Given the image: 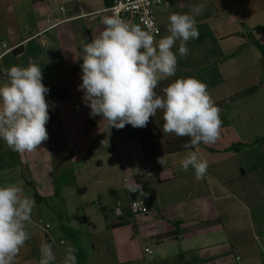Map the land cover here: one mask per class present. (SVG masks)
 <instances>
[{"label":"crops","instance_id":"0c3cea01","mask_svg":"<svg viewBox=\"0 0 264 264\" xmlns=\"http://www.w3.org/2000/svg\"><path fill=\"white\" fill-rule=\"evenodd\" d=\"M111 3L0 0V84L6 82L5 69L35 63L49 89L50 115L46 125L49 138L36 151H12L0 139V176L7 171L21 174L22 182L11 184L33 190L30 199L34 205L52 193L61 199L57 181L65 163L85 158L93 143L103 142L104 147L110 136L120 174L133 182L125 193L109 189L115 203L100 205L102 212L108 208L114 217L106 230L118 253L116 264L128 259L144 260L145 264H264V141L237 151L230 149L233 144L264 136V0H171L156 8L159 34L153 36L155 41L169 35L173 13L194 15L199 31V37L186 44L187 57L179 55L181 41H176L172 49L177 55L176 74L161 81L195 77L207 85L215 103L228 101L220 108L222 127L215 143H200L148 160L142 155L138 128L130 124L125 125L130 127L127 130L108 128L102 116H90L91 109L78 87L82 84L83 46L104 30L103 17L110 16L106 9ZM196 5L203 6L198 15L191 11ZM253 86L255 91L243 94ZM235 99L242 100L233 102ZM189 151H197L208 162L199 181L191 167L185 171L181 166ZM161 157L165 165L158 163ZM95 163L102 166L98 156ZM47 174L48 193L35 189L31 176L41 182L45 175L47 185ZM138 185L139 190L131 191ZM77 192L82 195L85 189L79 187ZM139 198L149 201L147 214L129 210V202ZM58 206L53 207L57 214ZM115 207L120 208V215L112 211ZM32 218L26 222L30 239L14 264H38L41 244L53 241L51 227ZM146 247L150 252L144 251ZM52 250L56 257L52 264H62L67 249ZM85 254L83 264H92ZM104 260L97 259L95 264H106Z\"/></svg>","mask_w":264,"mask_h":264},{"label":"clouds","instance_id":"9594fccd","mask_svg":"<svg viewBox=\"0 0 264 264\" xmlns=\"http://www.w3.org/2000/svg\"><path fill=\"white\" fill-rule=\"evenodd\" d=\"M202 5L191 11L200 14ZM104 30L83 46L81 64L83 100L90 116H102L108 128L146 127L157 112L163 114L162 133L188 137L186 149L200 143L212 144L220 136L221 109L212 100L207 85L195 77L177 78L157 93L161 80L175 76L177 55L172 51L180 40L179 55L187 57L189 40L199 31L194 15L169 16V35L155 41L139 25L117 15L103 17ZM6 82L0 84V139L15 152H33L48 138L50 119L41 67L11 66L4 70ZM158 163L165 165L163 157ZM191 167L196 180L204 178L208 162L197 151H189L181 162ZM140 186L131 191L139 190ZM16 184L0 186V264H14L25 242L30 239L26 222L31 220L34 201L23 196ZM54 243V242H53ZM52 243H42L38 264L56 260ZM62 264H77L75 249L67 248Z\"/></svg>","mask_w":264,"mask_h":264},{"label":"rangeland","instance_id":"374dc122","mask_svg":"<svg viewBox=\"0 0 264 264\" xmlns=\"http://www.w3.org/2000/svg\"><path fill=\"white\" fill-rule=\"evenodd\" d=\"M66 79L64 78L63 81H66ZM160 95H163V92ZM238 100L233 102H240ZM151 120L153 123L156 122L154 117ZM130 127L133 128L132 126ZM130 127L126 126L127 129ZM106 142V148H104L105 146L103 147V142L100 145L99 143L98 145L93 143L89 146L88 155L85 158L65 163L63 176L57 181L61 199L54 197L53 193L48 194L45 197V201L34 205L31 214L34 222L39 225L47 223L51 227L49 232L53 237V249H67L71 245L68 236L60 232L59 225L61 223L76 230L79 234V247L89 255V261L92 264H95L97 259H105L104 262L106 264H116L115 256L118 253H115L116 247L114 244L110 245V233L106 230L109 221L114 220V217L108 208L105 209V213L102 212L100 205L108 206L115 203L114 193L108 194L107 191L109 189L118 188L120 192L125 193L126 188L133 187L131 178L126 174H123V176L120 174L119 166L117 165L118 157L114 152L110 136L106 137ZM97 156L102 161V166L100 167L95 163V157ZM18 159L17 157L16 161ZM21 177V174L13 175L10 171H7V173L0 176V186H6L14 182L21 183ZM122 177H125L126 180L123 181ZM42 179L43 181L38 182L36 176H31L30 181L33 182L35 189L46 192L48 185L49 188L51 185L50 177L47 174V185L45 175L42 176ZM112 182L113 185H111ZM79 187L85 189L84 194H78L77 189ZM22 188L23 196L31 198L34 191L27 185H23ZM124 196L126 198V194ZM54 206L59 207V214L54 212ZM82 211H84V214ZM104 215H106V218H104ZM118 264H145V261L128 259V261Z\"/></svg>","mask_w":264,"mask_h":264},{"label":"trees","instance_id":"16d2710c","mask_svg":"<svg viewBox=\"0 0 264 264\" xmlns=\"http://www.w3.org/2000/svg\"><path fill=\"white\" fill-rule=\"evenodd\" d=\"M170 82L161 81L160 86L156 89L157 93L160 94L162 89L166 87ZM256 87H250L246 89L243 94H250L255 91ZM228 100L218 101L215 104L222 108L227 104ZM152 118V117H151ZM146 127L138 128L139 138L141 143L142 155L145 160L152 159L162 154L172 153L186 149L184 144L188 141V137H177L174 134L162 133L161 129L163 126V115L160 111L157 112L154 119L156 122L153 123L151 120ZM156 126V128H154ZM264 141V136L256 138L255 140L247 143H236L230 146L231 150L237 151L238 149L253 147L261 145ZM103 211V210H102ZM119 224V223H117ZM60 229L64 235H67L68 238L73 242V248L75 249V255L77 264H83L85 261L86 254L79 247V235L78 232L71 227L60 225Z\"/></svg>","mask_w":264,"mask_h":264},{"label":"built area","instance_id":"2783aa9c","mask_svg":"<svg viewBox=\"0 0 264 264\" xmlns=\"http://www.w3.org/2000/svg\"><path fill=\"white\" fill-rule=\"evenodd\" d=\"M171 0H112L111 5L106 9L110 16L117 15L126 22L139 25L142 30L149 32L153 36L159 34V27L155 18V10L158 6ZM149 201L146 198H139L129 202V210L133 213L147 214ZM116 215H120L119 207L112 210ZM145 252H150L149 248H144Z\"/></svg>","mask_w":264,"mask_h":264}]
</instances>
